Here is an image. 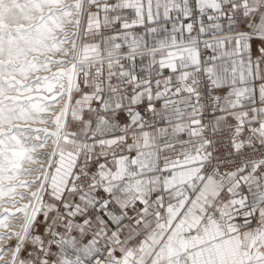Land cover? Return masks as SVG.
<instances>
[{
    "label": "snow or ice",
    "instance_id": "1",
    "mask_svg": "<svg viewBox=\"0 0 264 264\" xmlns=\"http://www.w3.org/2000/svg\"><path fill=\"white\" fill-rule=\"evenodd\" d=\"M0 264H264V0H0Z\"/></svg>",
    "mask_w": 264,
    "mask_h": 264
}]
</instances>
